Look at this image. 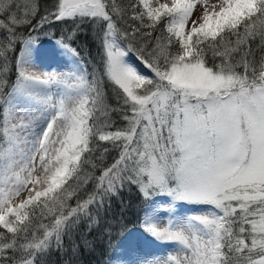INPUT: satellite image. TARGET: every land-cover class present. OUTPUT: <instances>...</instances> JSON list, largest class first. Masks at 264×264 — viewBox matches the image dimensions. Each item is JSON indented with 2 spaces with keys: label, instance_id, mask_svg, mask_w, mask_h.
<instances>
[{
  "label": "trees",
  "instance_id": "obj_1",
  "mask_svg": "<svg viewBox=\"0 0 264 264\" xmlns=\"http://www.w3.org/2000/svg\"><path fill=\"white\" fill-rule=\"evenodd\" d=\"M120 2L124 5L130 0ZM58 3L59 0H0V21L3 22V26H0V158L6 148L2 113L9 94L19 80L15 63L22 48L28 43L54 42L65 49L72 56L73 63L83 68L85 73L82 88L85 100V139L77 159L68 165L57 188L28 202L19 210H5L0 214V264H115V256L124 248L131 235L148 233L143 227L148 209L156 204L164 205V200L170 201L171 197L158 188L149 189L150 195L145 197L140 191V185L127 179L121 180L113 190H108L106 185L100 188L96 186V178L102 173L107 176V170L119 159L120 144L129 140L133 134L149 151L156 144L160 124L155 125L157 132L154 133L149 116L154 117L156 112L147 110L159 108L163 111L173 97H178L181 105L184 99H188L189 104H197L207 97L226 99L232 94L235 98L237 93L249 91V86L252 91L262 86L254 83V80L264 75V0H252L247 15L234 23L231 20L220 23V30L214 34L200 32L199 35H191V51L185 59L182 58L172 30L171 57L167 37L154 41L155 55H149L154 70L157 59L161 57L168 64L166 69L156 70V79L136 52L127 49L129 41L121 39L117 34L115 41L126 53L122 62L125 66L134 67L144 77L132 82L129 88L131 93L118 87L105 74L104 39L108 21L99 16L79 15L56 20L54 15ZM100 11L102 14V9ZM9 17L27 22L13 24ZM113 19L122 30L131 31L137 25V21L127 16ZM176 22L177 19L172 27ZM13 36L18 38L12 39ZM129 39L135 40L138 48L143 47L139 38ZM183 61L220 76L223 79L222 86L215 91L205 92L201 97L191 95L187 90H175L167 74L172 66ZM254 67L258 74L255 77ZM147 77L155 80L149 81ZM147 94H150L149 99L143 104H137L134 95L139 97ZM180 109L178 116L175 115V106L168 109L164 139L160 141L163 147L171 130L173 144L169 145V155L175 146L176 133L180 131L175 125L183 121ZM126 115L128 122L124 119ZM145 123H148L147 130ZM100 133L105 134L103 139L98 138ZM245 150L243 158L246 164H242L244 169L252 161V151L247 146ZM156 171L158 169H154ZM174 184L175 180H168L169 187ZM226 191L236 201L235 207L243 208L244 211L237 214L241 222L234 226V231L230 218L234 209L231 207L225 213L229 219H213L215 237L212 249L215 259L210 264H225V253L231 257L228 264H249V254L254 260L264 254V212L248 211L249 206L264 207V183H232ZM75 193L70 203L84 199L90 193H95L97 198L84 213H78L64 223L54 225L51 221L47 224L43 221V217L52 216L67 207L68 199ZM209 204L213 216L221 215L215 205ZM225 206H229L227 201ZM246 216L252 219L245 220ZM244 223L250 225L246 235L251 243L247 246L238 239ZM239 248H246L243 255Z\"/></svg>",
  "mask_w": 264,
  "mask_h": 264
},
{
  "label": "snow or ice",
  "instance_id": "obj_2",
  "mask_svg": "<svg viewBox=\"0 0 264 264\" xmlns=\"http://www.w3.org/2000/svg\"><path fill=\"white\" fill-rule=\"evenodd\" d=\"M97 6L102 9V14L97 13ZM78 15L99 16L108 21L104 39L106 75L118 78L127 73L144 78L133 68L122 63L121 58L126 53L115 41L116 35L119 34L121 39L129 41L127 49L136 52L138 58L154 73L156 79V70L166 69L168 64L161 57L157 59L156 70H154L149 60V55H155L153 42L167 37L169 57H171L173 43L170 30L177 17L184 15V9L176 3V0H130L129 3L124 5L121 4L120 0H59L54 19L73 18ZM200 15V10L196 9L191 13V19L198 20ZM126 16L137 21V25L133 26L131 31L118 28L113 19L115 17L119 20ZM9 19L13 24L27 22L24 19L16 20L12 17H9ZM0 26H3L2 21H0ZM71 35L70 33L69 38H71ZM130 37L139 38V43L143 47L138 48L136 41L130 40ZM140 37H147L148 39L145 40ZM16 38L18 37H12V39ZM145 41L147 43H144ZM65 46L67 47V45ZM253 74L254 77L258 75L255 67L253 68ZM24 75L22 72L21 76ZM245 76L247 77V71H245ZM27 78L36 79L42 83H48L51 79L48 76H28ZM148 79L149 81L155 80ZM254 83L262 85L258 93L252 91L251 86H249L248 93H237L235 98L230 94L226 99L218 96L207 97L197 104H189L185 101L181 105L178 97H173L165 105L163 111L159 108H149L148 112H156L154 117L149 116V122L154 133L157 132L155 125L160 124L156 135V144L149 151L133 134L129 140L120 144L119 159L112 165L111 169L107 170V176L102 173L96 178L97 188L106 185L108 190H113L114 186L120 183L121 180L127 179L132 183L139 184L140 191L145 197L150 195L149 189L158 188L162 192L172 195L175 199L211 203L220 210L221 215L212 218H196L204 226L206 232H209L210 220L216 218L229 219L228 216H225V213L231 207L234 209L230 213L234 231V226L241 222L237 214L244 211V209L235 207L236 201L230 198L231 194L226 191V188L234 180L242 179L247 174L242 165L237 167L245 151L244 142L239 140L242 129L238 126V116L242 109H250L253 117L258 121L261 147H264V99H259V97L264 96V75H259V79H255ZM254 104H258V108L254 107ZM173 106L176 107L175 115L177 116L179 115V109L181 107L184 109L185 119L175 125L179 127L180 131L176 133L175 146L171 148V155H169V145L173 144L171 130L163 147H161L160 141L164 139L168 109ZM204 113H207V115H204ZM134 114L131 113V115ZM124 119L128 122L127 115ZM167 122L171 123V121ZM50 127L51 125L46 128L45 136L50 131ZM144 127L147 130L148 123H145ZM137 131H139V125H137ZM108 134L111 135V132L109 131ZM104 135V133H100L98 138L103 139ZM43 149L44 143L42 141L41 150L43 151ZM43 163L42 158L41 166H43ZM25 164L27 162L22 165ZM154 169H158V171L154 172ZM25 171H29V169L19 166L12 170L10 175H5L0 180V195L4 191H9V189L12 190L9 191V196L12 195L13 191L20 192L23 189V184L16 182L17 173ZM169 179L175 180V184L171 187L168 186ZM76 193L68 199L67 207L52 216L43 217V221L46 224L51 221V224L54 225L64 223L74 215L84 213L88 205L97 198L95 193H90L86 198L77 199L75 203H70ZM225 201L229 203L228 207L225 206ZM248 211L264 212V207L259 205L249 206ZM244 219L251 220L252 217L246 216ZM249 228L250 225L244 223L240 228L238 237L246 246L251 243L246 235ZM149 230L154 235H167L168 238L178 240L183 244L184 254L172 257L171 264H195V246H188V244L191 243L192 239L199 240V235L188 237L181 232H167L163 229L158 230L155 227ZM186 240L188 244L185 243ZM245 250L246 248H239L241 255ZM223 259L225 264H228L231 257L228 253H225ZM249 264H264V254L261 258L255 260L249 254Z\"/></svg>",
  "mask_w": 264,
  "mask_h": 264
},
{
  "label": "rangeland",
  "instance_id": "obj_3",
  "mask_svg": "<svg viewBox=\"0 0 264 264\" xmlns=\"http://www.w3.org/2000/svg\"><path fill=\"white\" fill-rule=\"evenodd\" d=\"M176 3L183 7L184 15L177 17V22L171 30L178 41L182 58L185 59L191 51V35H199L200 32L211 35L220 30V23H225L226 20H231V23H234L250 12L252 0H176ZM196 9L200 10V18L192 20L191 13ZM97 13L101 14L99 7H97ZM58 50L66 59L72 60V56L54 42L28 43L22 48L19 57L29 55L31 58L29 60L33 63L32 68L38 69L44 73V76H51L50 71H55V69H52V64L48 63V57L58 53L48 52ZM24 63L27 64L28 61H24ZM131 68L139 74L134 67ZM17 69L19 80L9 94L10 99L6 102V108L2 115V129L6 148L0 158V180L5 175H10L12 170L19 166L27 168L29 171L17 173L16 182L23 184V189L20 192L13 191L12 195L9 196V191H12L9 189L0 195V214L5 210H19L30 200L38 199L46 192L57 188L65 176L68 165L76 161L80 146L85 139L83 121L85 100L82 97L84 70H81L79 66L72 67L70 70L66 68L68 74L62 78L60 76L61 79L54 78L53 82L51 81L52 84L48 86L39 80L27 78L28 76H39L36 70L28 72L18 66ZM58 71L63 72L61 67ZM22 72L25 74L24 76H21ZM78 76H81L80 81H77ZM106 76L118 87L130 93L129 88L132 82L140 78L127 73L118 78ZM167 78L175 90H187L189 91H186L187 93L200 97L205 92L219 89L223 84V79L220 76L213 75L198 65H188L185 61L172 66ZM59 79L60 81H58ZM46 89L48 90L47 93L44 91ZM258 90L253 91L258 93ZM247 92L240 93L246 94ZM74 96L76 99L73 98ZM149 97L150 94L139 95V97L134 95L137 104H143ZM259 99H264V96L259 97ZM185 101L188 102V99H184L182 105ZM254 107L258 108V104H254ZM58 111L59 113H57ZM70 111H72V116H75L83 125H81L79 145L73 146L71 152H69V147L67 148L65 145L58 147L56 133L61 131L63 127L60 117L68 118L71 115ZM180 111L184 120V109L181 108ZM77 112L79 118L75 114ZM35 113L38 115V120L30 126L28 124L25 127H19V125L17 127L14 123L15 118L24 122L25 118L23 117L26 114L31 116ZM238 121V126L242 127L239 140H242L244 146L252 151V161L245 169L247 174L242 179L234 180L232 183H264V147H261L258 121L253 117L251 110L247 108L241 110ZM41 122L43 123L41 124ZM40 125L45 127L39 130ZM49 125H51L50 131L45 136V130ZM42 141L44 143L43 151L41 150ZM56 147L62 152L55 151ZM245 151L237 167L243 163L245 166L246 161L244 162L243 158ZM42 158L44 160L43 166H41ZM26 162L27 164L22 165ZM53 175L56 176L54 180L51 179ZM34 178H38L39 183L46 184L43 187L38 186L41 187L39 191ZM24 191L25 194L31 192L28 195H23ZM170 196V201L164 200V205L156 204L148 209L147 217L143 222V227L148 230V233L146 235L141 233L131 235L124 248L115 256V264H171L172 257L184 254L185 248L180 241L170 239L167 235H154L149 230L152 227L167 232H181L188 237L199 235V240L192 239L190 244L187 240L185 241L188 246H195V264H210L215 259L212 249V242L215 237L213 220H210L209 232H206L204 226L196 219L197 217L212 218L213 209L210 204L208 202L180 200ZM186 204L189 206L185 207Z\"/></svg>",
  "mask_w": 264,
  "mask_h": 264
},
{
  "label": "bare ground",
  "instance_id": "obj_4",
  "mask_svg": "<svg viewBox=\"0 0 264 264\" xmlns=\"http://www.w3.org/2000/svg\"><path fill=\"white\" fill-rule=\"evenodd\" d=\"M71 112V115L67 118H63V117H60V119H61V124H62V130L60 131L59 130V132H56L57 133V138H58V147H60V145L61 146H63V145H65V147H69V152H71V150H72V147L73 146H75V145H77L78 144V142H79V140H80V138H81V125H82V122H79L78 121V119L75 117V116H72V111H70ZM37 114L35 113L34 115H25L23 118H25V121L23 122V121H19V118H15V117H13V118H15L14 119V123L17 125V127H18V125H19V127H25L26 125H28L29 124V126L31 125V124H33L34 122H37ZM18 119V120H17ZM23 123V124H22ZM24 125V126H23ZM83 126V125H82ZM56 137V136H55ZM79 145V144H78ZM55 151H58L59 153L60 152H62L61 151V149H59V148H55ZM60 170H61V168H60ZM50 174V173H49ZM56 174V173H55ZM58 174V173H57ZM52 176V175H51ZM54 177H56V176H54L53 175V178H51L52 180H54V179H56V178H54ZM38 178H34V180H35V182L37 183V187L38 186H41V187H43V186H45L46 184H42V183H39L38 182V180H37ZM50 179V178H49ZM52 180H50L51 182H52ZM46 182V181H45ZM25 183V182H24ZM48 183V182H47ZM42 184V185H41ZM25 185H27V184H25ZM40 187V188H41ZM39 187H38V191H39V189H40ZM45 188V187H44ZM27 191H28V189H27ZM34 190L32 189V192H33ZM31 191H29V192H27L26 194H25V191L23 192V195H28L29 193H30ZM22 193V192H21ZM36 193V192H35ZM31 197V196H30ZM29 199V198H28Z\"/></svg>",
  "mask_w": 264,
  "mask_h": 264
}]
</instances>
